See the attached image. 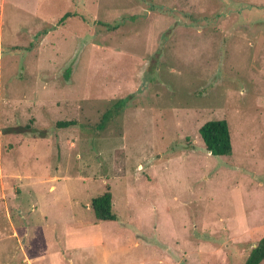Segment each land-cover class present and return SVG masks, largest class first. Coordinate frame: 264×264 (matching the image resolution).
Returning <instances> with one entry per match:
<instances>
[{"label":"rangeland","instance_id":"rangeland-1","mask_svg":"<svg viewBox=\"0 0 264 264\" xmlns=\"http://www.w3.org/2000/svg\"><path fill=\"white\" fill-rule=\"evenodd\" d=\"M263 236L264 0H0V264H244Z\"/></svg>","mask_w":264,"mask_h":264},{"label":"trees","instance_id":"trees-1","mask_svg":"<svg viewBox=\"0 0 264 264\" xmlns=\"http://www.w3.org/2000/svg\"><path fill=\"white\" fill-rule=\"evenodd\" d=\"M70 16L65 14L58 20V24H62L65 17ZM113 27V26H111ZM115 106H121L122 101L116 100ZM108 114V113H107ZM73 121L58 122L61 125L72 124ZM199 133L204 143L205 149L211 155H228L231 153V138L230 131L225 119H210L204 122ZM112 194L107 187L106 190L92 199L91 207L98 220H112L115 215L112 212ZM264 260V236L249 251L244 264H260Z\"/></svg>","mask_w":264,"mask_h":264}]
</instances>
